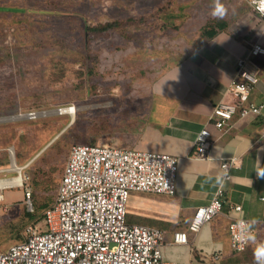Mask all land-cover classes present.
I'll return each mask as SVG.
<instances>
[{
	"label": "rangeland",
	"instance_id": "374dc122",
	"mask_svg": "<svg viewBox=\"0 0 264 264\" xmlns=\"http://www.w3.org/2000/svg\"><path fill=\"white\" fill-rule=\"evenodd\" d=\"M213 6L214 0H0L1 9L17 10L0 9V168L10 167L11 152L33 192L31 209L20 189L3 192L0 253L23 239L27 225L44 229L43 209L55 199L71 145H132L156 75L201 25L235 20L240 9L225 6L219 18ZM69 108L73 115L62 112ZM8 173L0 179L16 175ZM172 235L164 234V259L199 264L189 247L169 245Z\"/></svg>",
	"mask_w": 264,
	"mask_h": 264
},
{
	"label": "crops",
	"instance_id": "0c3cea01",
	"mask_svg": "<svg viewBox=\"0 0 264 264\" xmlns=\"http://www.w3.org/2000/svg\"><path fill=\"white\" fill-rule=\"evenodd\" d=\"M223 5L240 7L236 19L224 20L226 26L214 29L209 36L202 33L205 24L201 25L179 58L151 83L146 114L129 147L176 157V190L173 195L131 192L127 221L158 228L164 234L185 230L196 208L207 204L219 186L220 161L236 157L238 166L224 185L222 212L201 228L210 229L211 236L201 233L197 242L198 233H189L187 244L178 246L189 247L199 264H264V108L247 118L233 117L221 130L211 128L208 158L193 157L195 135L210 125L212 107L227 99L237 58H248L246 67L257 71L259 84L250 98L264 104V56L248 57L252 42L260 39L264 44L263 21L251 11L248 0H224ZM1 10L17 13L15 8ZM234 206H240V211H234ZM233 217L248 220L255 230L239 254L231 251L227 233ZM207 240H213L214 246H207ZM215 253L220 259L209 260Z\"/></svg>",
	"mask_w": 264,
	"mask_h": 264
},
{
	"label": "built area",
	"instance_id": "2783aa9c",
	"mask_svg": "<svg viewBox=\"0 0 264 264\" xmlns=\"http://www.w3.org/2000/svg\"><path fill=\"white\" fill-rule=\"evenodd\" d=\"M248 5L264 26V0H248ZM250 56H264L260 39L251 43ZM247 59L237 58V72L226 90L227 99L212 107L210 125L195 135V159L208 158L212 129L221 130L233 117L247 118L264 108V104L250 98L259 76L246 67ZM9 154L10 167L0 168V174L13 171L16 175L0 179V206L3 192L16 188L22 191L26 208L31 209L29 178L22 176L23 168L17 167ZM237 166L236 157L220 161L222 179L212 198L196 208L185 230L173 233L169 245L187 244L189 233H198L221 214L224 185ZM177 172L178 160L169 154L107 143L71 145L55 199L43 212L45 231L34 224L27 225L23 239L0 253V264H176L164 259L162 230L128 223L127 204L131 192L173 195ZM232 209L239 212L241 208ZM227 233L231 251L239 254L253 239L255 230L248 220L233 217L228 221ZM220 257L215 253L209 260L215 262Z\"/></svg>",
	"mask_w": 264,
	"mask_h": 264
},
{
	"label": "clouds",
	"instance_id": "9594fccd",
	"mask_svg": "<svg viewBox=\"0 0 264 264\" xmlns=\"http://www.w3.org/2000/svg\"><path fill=\"white\" fill-rule=\"evenodd\" d=\"M227 13H228V9L223 5L221 0H214V6H213V9H212V15L214 17L222 18ZM204 232H206L208 236H211V230L210 229H201L198 232V235H197V242H200V235H201V233H204ZM204 243L207 246H209V247L214 246V241L213 240H207Z\"/></svg>",
	"mask_w": 264,
	"mask_h": 264
},
{
	"label": "trees",
	"instance_id": "16d2710c",
	"mask_svg": "<svg viewBox=\"0 0 264 264\" xmlns=\"http://www.w3.org/2000/svg\"><path fill=\"white\" fill-rule=\"evenodd\" d=\"M226 26V24L223 22V21H217V22H210V23H205V25H204V27H203V29H202V33H204V34H208V36H209V33H211L212 34V31L214 30V29H223L224 27ZM115 145V144H114ZM32 189V188H31ZM56 190H57V188H56ZM33 193V192H32ZM55 193H56V191H55ZM33 196V194H31V197ZM33 199V198H32ZM23 201V200H22ZM54 201V200H53ZM53 203V202H52ZM51 203V204H52ZM51 204L50 205H48L46 208H48L49 206H51ZM46 208H44L43 210H45ZM44 212V211H43ZM42 217H43V215H42ZM43 224H44V229H39L40 231H45V229H46V227H45V223H44V220H43Z\"/></svg>",
	"mask_w": 264,
	"mask_h": 264
},
{
	"label": "bare ground",
	"instance_id": "6f19581e",
	"mask_svg": "<svg viewBox=\"0 0 264 264\" xmlns=\"http://www.w3.org/2000/svg\"><path fill=\"white\" fill-rule=\"evenodd\" d=\"M62 112H66L67 114H72L74 112V109L72 108H69V109H65V111H62ZM73 115V114H72Z\"/></svg>",
	"mask_w": 264,
	"mask_h": 264
}]
</instances>
